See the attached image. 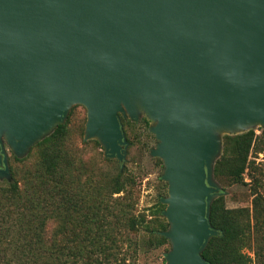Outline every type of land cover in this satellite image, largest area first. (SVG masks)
Masks as SVG:
<instances>
[{
  "label": "water",
  "instance_id": "water-1",
  "mask_svg": "<svg viewBox=\"0 0 264 264\" xmlns=\"http://www.w3.org/2000/svg\"><path fill=\"white\" fill-rule=\"evenodd\" d=\"M77 104L121 168L120 114L153 122L166 264H209L218 132L264 129V0H0V177Z\"/></svg>",
  "mask_w": 264,
  "mask_h": 264
},
{
  "label": "trees",
  "instance_id": "trees-1",
  "mask_svg": "<svg viewBox=\"0 0 264 264\" xmlns=\"http://www.w3.org/2000/svg\"><path fill=\"white\" fill-rule=\"evenodd\" d=\"M67 132L66 124L58 125L34 146L38 161L25 176L0 180V264H135L142 247L169 246L160 235L168 229L161 196L138 209L132 199L136 183L125 174V164L116 163L114 173L81 164L72 174ZM263 149L264 129L223 137L213 177L221 186L243 185L249 170L252 199L249 207L238 208H228L225 196L213 200L210 223L219 235L201 253L209 264H264V193L252 174L257 164L249 159ZM107 198L111 206H103Z\"/></svg>",
  "mask_w": 264,
  "mask_h": 264
},
{
  "label": "rangeland",
  "instance_id": "rangeland-1",
  "mask_svg": "<svg viewBox=\"0 0 264 264\" xmlns=\"http://www.w3.org/2000/svg\"><path fill=\"white\" fill-rule=\"evenodd\" d=\"M137 114L138 117L136 122L132 121L127 114L125 116L120 114L119 117L122 130L128 142L124 163L125 174L136 183L132 199L135 201L138 209L145 210L156 202L158 196H161V198L167 196V184L161 179L163 165H158L156 159L159 158H154L150 155V150L154 149L157 144L156 138L149 132V128L153 125V122L146 117V114L141 108H138ZM144 119L147 123H144ZM86 120V108L77 104L69 109L66 119L63 122V124H66L68 131L64 142L66 148L65 152L75 162L71 173L75 174L77 168L81 164L88 168H98L102 166L104 169L109 170L110 173H114L116 171V163L119 165L118 162L115 159L104 157V149L96 139L84 140ZM250 129L254 130L256 134H259L263 128L256 125L250 127ZM231 133L232 132L222 130L218 132V136L223 140L224 136ZM96 142L99 145L96 144ZM34 146H32L23 157H17L3 139V148L10 169V179L13 173L14 176L19 179L36 166L38 159ZM14 157L25 160L18 162L14 160ZM249 159L254 160L257 164L258 169L252 172V174L260 181L258 188L264 193V149L257 153L252 151ZM106 160H112L114 162H107ZM88 173L89 170H87L86 174L82 177V181L86 179ZM250 174L249 170L243 173V182L247 185L233 184L231 186H226L223 184L221 186L218 183L221 188L223 187L225 189L224 195L228 208L250 206L252 199L250 194V184H252ZM0 180L8 181L6 177H0ZM112 203V200L107 198L103 202V206H111ZM141 239L143 240L145 237L141 236ZM170 247V243L169 246L156 250L142 247L139 258L136 260L135 264H166L165 254L170 250ZM246 252L254 259L253 250L251 248H248ZM163 260L165 261L163 262Z\"/></svg>",
  "mask_w": 264,
  "mask_h": 264
}]
</instances>
